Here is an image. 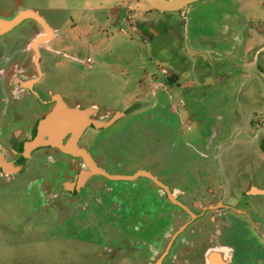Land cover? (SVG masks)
<instances>
[{
	"label": "rangeland",
	"instance_id": "obj_1",
	"mask_svg": "<svg viewBox=\"0 0 264 264\" xmlns=\"http://www.w3.org/2000/svg\"><path fill=\"white\" fill-rule=\"evenodd\" d=\"M25 9L39 11L49 35L41 24L26 20L5 37L18 41L31 30L23 46L44 40L28 54L42 74L36 84L40 98L47 99L52 90L68 106L78 102L124 114L110 127L89 128L82 137L97 163L111 174L149 171L167 190L182 192L183 200L175 204L183 208L167 209V237L186 229L180 239H191L209 226V232L203 230L205 244L193 250L196 264L199 259L208 264L207 252L221 247L226 255L234 250L232 264H264V0H200L175 13L156 12L142 0H0L2 19ZM49 47L57 52L54 62L51 53L43 52ZM18 75L32 78L37 72ZM4 84L7 91L14 88L12 81ZM6 98L0 100L6 110L0 115L3 127L15 120L13 111L23 114L11 126L16 127L51 108L32 96L13 108L10 94ZM39 168L9 180L5 177L14 175H0V264H105L108 255L98 253H111V239L118 235L128 239L126 226L90 209L97 205L94 192L81 200L67 196L65 190L72 187L64 189L61 178L52 192L63 198L53 202L42 191V179L30 182L35 170L51 182V164ZM69 178L78 181V172ZM146 179L133 186L104 182L119 193L139 191L149 184ZM98 188L95 182L86 186L89 192ZM251 190L261 194L253 197L258 210L246 211L256 212L255 227L240 224L243 215L233 212L246 207L248 196L242 194ZM62 206L72 213L58 215ZM81 208L89 210L86 216H80ZM158 227L152 220L146 234ZM83 231L93 235L83 239ZM101 236L102 245L96 242ZM218 239L222 245H213ZM163 251L164 245L158 247V253ZM113 254L118 260L112 264H128L124 252ZM161 257L148 264H158Z\"/></svg>",
	"mask_w": 264,
	"mask_h": 264
},
{
	"label": "flooded vegetation",
	"instance_id": "obj_2",
	"mask_svg": "<svg viewBox=\"0 0 264 264\" xmlns=\"http://www.w3.org/2000/svg\"><path fill=\"white\" fill-rule=\"evenodd\" d=\"M21 10H24V9H21ZM26 11H29V10H26ZM37 12L38 13H35V12H31V13H35L37 16L39 15L41 16L39 11ZM40 18H41V21L44 22V19L42 18V16ZM0 19L7 20V19H2V18ZM26 20L36 21L37 23H39L35 19L27 18L21 21L18 25H20ZM7 33L8 32L0 34V94L3 95V97L0 100L2 102H6L8 100V98H6V95L10 94L11 96L10 99H13L12 107L14 108V106L20 103L21 100L25 96L27 97L32 96V98L34 97L36 99V102H38L40 106L45 107V108L51 107L50 108V111H51L53 107L56 106L57 104L56 98H58V96L52 93L54 91L51 90V94L48 93L47 99L43 100L40 98L36 90L39 88V86L36 87V84L37 83L41 84V82H38V81L41 80L42 74L38 73V70L36 67L37 62L34 60V57L31 59L28 55L30 51L34 53L33 49L36 46H39V43L37 42L39 39L30 46H23L24 39H26V37L32 34L31 30L26 31L24 33L25 34L24 37L20 35L18 38L19 39L18 41H13V39L5 37ZM47 35H49V30H48ZM53 37L55 38V35ZM43 52H45V56H49V54L51 53V59L54 62V55H55L54 53L57 54V52L53 51V49H51L50 47L44 48ZM38 62H39V59H38ZM30 69L37 72V75L35 77L19 78L18 73L24 75L26 73H29ZM23 75H20V76H23ZM6 81L13 82L14 88L12 90L7 91L6 89H4L3 85H5L4 83H6ZM23 81H28V82L23 83ZM44 81H47V80H44ZM22 91H26V92L19 94V92H22ZM59 99L67 105L63 96L62 97L60 96ZM27 101L28 100H25V102ZM68 107L78 108L80 110L91 108L93 114L91 115L90 119L93 120L94 117L98 116L100 119L99 121L100 124L105 123L106 118H108L111 113L114 115L112 118L108 120L110 121L115 117V120L111 124H109L106 127H99V128L88 126L84 131L79 133L77 141H76L77 148L88 153L92 159V162L95 164V166L101 171H103L106 176L91 175L85 181H82V182L79 181L80 172L84 169H87L85 161L79 156H73L68 153H64L57 147L50 146V145H48L47 148L29 152L28 157L25 158L24 156L25 142L28 140L31 141L35 138L37 134L36 127H37L38 122L42 118H44V116L48 114L50 111L41 116L36 113L32 114L31 116H27L31 122L28 123L26 126L22 124L21 126L16 125V127H11L16 123V121H20V119L23 118L22 113L13 111L12 114L14 115V119L16 121L12 120L11 122H8L7 124L9 127H7L6 124H5V127H3L4 120L1 118L2 126L0 124V159H4L5 162L8 164L19 166L18 167L19 169L12 178H8V177H5V178L9 180V179H13L17 175H21L26 172L28 173L31 167L33 169L38 164H40L41 169H44V168H47L48 163H50L51 164V182L48 181V179L45 177L44 174H41V177H39L40 174L38 173V170H35V172L30 174L28 177L32 185L34 182L36 183L37 180L42 179L43 181L41 182L44 183L42 185L43 186L42 191L47 193L48 194L47 196L53 202L55 201L59 202L58 200L61 201L63 198V196H61L58 199L59 194L57 195L56 192H52L55 190L56 185H54V183L56 181V178H61L60 182H62L61 185L64 189H66L65 187H72L71 190H65L64 192L66 193L67 196L71 198H79V200H81V198H85L83 196H86V194H89V193L91 194L92 192H94L95 198L97 200V205L96 207H90V209L96 210L97 215L103 220H108L110 218H113L115 221L112 222V224L113 223L117 224V222L121 220V222H123L122 224L125 225L126 228L128 229V234H129V236H127L128 239H125V237H123L120 240L119 235L118 237L111 239V240L114 239L111 243L114 247V250L112 249L111 253L109 254L98 253L101 258L108 255V257L104 260L105 264H109V263L112 264V262H116L118 260L117 254H113L117 251L124 252L125 255H127L128 264H148L150 261L154 262L161 256H162L161 259L158 260L159 261L158 264H196L194 262L195 259L193 258V256H197V253L194 252L193 250L205 244L204 241H206V238L203 232L205 230L209 232V230H211L209 229V226L206 229L202 227L203 229H200L199 231H197L196 239H194L196 237L194 235L192 236L191 239L190 238L180 239V234L185 233L186 229H182L180 232H178L175 235V237H173V235L170 237H167V213L166 212H167V209L171 207V205L172 206L174 205L175 207H179L180 209L183 208L175 204L177 203V200H176L177 198L181 199L182 197H184V196H181L182 192L174 190L171 187H169L170 190H167V188L164 185V181L158 176L154 175L153 173H150L149 171H145V172H149L154 177L155 181L146 176L133 177L137 173L136 171H133L130 174L108 173L104 170V168L101 165L97 163V161L92 157L88 149L81 144L82 137L84 136L87 129L91 128L97 131L101 129H106L110 127L113 123H115L118 119H120L124 115L123 112L109 111L106 113H102L100 108L95 105L81 107V105L78 102H75L73 106H68ZM5 114H6L5 108L4 109L0 108V115L3 117ZM118 114L120 115L122 114V115L119 118H117ZM108 121H106V123ZM72 136L73 135L71 133L66 134L62 138L61 144L66 145V143L72 138ZM77 172H78V178H77L78 181H76L75 178H73V180L69 178L70 176L72 177L75 176ZM138 172H141V171H138ZM0 174H3V171L1 169H0ZM93 177H98L100 179H96L95 181H92ZM139 178H144V179L148 178L146 180L149 181V184H146V186L141 188L139 191H134L131 189L124 188V190L119 193L118 192L113 193V191L106 185V182H104V180L109 181V182H126V183H129V185L132 184L133 186L135 182L137 181V179ZM89 180H91V182L86 185V183ZM94 182L99 184L100 188L96 190L93 189L90 192L89 190H86V186L89 187L91 186V183H94ZM147 185H150V187L147 188ZM151 187L153 188L151 189ZM110 193L111 195H109ZM244 195L246 197L248 196L247 202H244V206L246 207L240 206L243 208L237 209V210H233L232 208H227L226 210H233L235 214L243 215V218L240 224L244 223L245 221H248L252 224L253 227H255V223L257 224V222L253 221L252 215L255 216L256 212L252 213V215H249L246 213V211L248 212L247 209L249 208L253 209L254 211L258 210L257 205L255 206V203L253 202V197L257 195H261V194H252L251 191H244L242 196ZM135 200L139 202L140 204L135 205V202H136ZM249 204H252V205H249ZM56 209L57 207H55V210ZM66 209H68L67 212H66ZM69 209L71 208L62 206V207H58V210L56 211L58 215H61L63 213H66V214L72 213L70 212ZM81 209H83L84 211H81L79 213L80 216L81 214H84V216H86L85 213H87L89 210L87 208H81ZM240 210H242L246 214L241 213ZM73 218H70L71 220L70 219H67V220L71 224L73 230H75L76 227L74 228L73 225L77 223L73 222L74 220ZM116 219L118 221H116ZM152 220H154L156 225L159 224V227L156 229V231H154V233L149 232V235H148L146 233L148 230H151ZM223 222H226V221H223ZM91 235H93V233L83 231L81 237L83 239H86V237H89ZM112 235L114 236V234ZM156 236H158V238H156ZM153 238H155L154 242L152 241ZM83 239H78V240L81 241ZM96 240H97L96 241L97 244L101 243L102 245L103 243L102 236L99 238H96ZM216 244H220L219 239L218 241L216 240L213 245H216ZM161 245H164V251L162 253H158V247H160ZM233 251L234 250L231 248L230 254L227 253V255L225 253L224 248L218 251H214L215 253L210 257V264H213L212 262L214 261V258L216 257V255H218L217 252H222L225 258L224 264H232L233 263V255H232ZM230 255L232 256L230 257ZM204 260L205 259L201 261L199 259L198 264H204ZM244 263H247V262H244ZM220 264H222V260Z\"/></svg>",
	"mask_w": 264,
	"mask_h": 264
},
{
	"label": "water",
	"instance_id": "obj_3",
	"mask_svg": "<svg viewBox=\"0 0 264 264\" xmlns=\"http://www.w3.org/2000/svg\"><path fill=\"white\" fill-rule=\"evenodd\" d=\"M147 4L152 10L162 13H175L179 12L189 5L196 3L200 0H142ZM27 18H32L37 20L41 26L48 33L45 23L41 21L39 16L35 13L29 11L19 12L14 18L10 20L0 19V34L8 32L16 27L21 21ZM43 39H39L37 42L40 43ZM57 99L56 106L42 118L36 127L37 134L35 138L31 141H26L24 145V156L28 157L29 152L37 151L40 149L47 148L48 145L57 147L64 153H68L73 156L81 157L87 166L79 174V181H85L91 175H105L103 171L98 169L92 162L91 157L88 153L80 150L76 146V141L80 132L84 131L88 126L93 127H106L111 124L115 117L108 121L107 123L100 124L98 121H92L90 119L92 113L91 108L80 110L78 108H69L63 101L59 98ZM71 133L72 138L66 143V145L61 144L62 138ZM19 166L11 165L5 162L4 159H0V169L3 171L1 176L14 175L17 173ZM146 176L155 181L154 177L148 172L141 171L137 172L133 177ZM160 185V184H159ZM163 187V186H162ZM252 193H257L256 190H251ZM264 194V193H263ZM225 247L218 249H211L207 252L208 264H210V257L218 251ZM227 250V249H225Z\"/></svg>",
	"mask_w": 264,
	"mask_h": 264
},
{
	"label": "bare ground",
	"instance_id": "obj_4",
	"mask_svg": "<svg viewBox=\"0 0 264 264\" xmlns=\"http://www.w3.org/2000/svg\"><path fill=\"white\" fill-rule=\"evenodd\" d=\"M218 255L214 258V261L212 262L213 264H220L222 260V252H217ZM212 259V258H211Z\"/></svg>",
	"mask_w": 264,
	"mask_h": 264
},
{
	"label": "crops",
	"instance_id": "obj_5",
	"mask_svg": "<svg viewBox=\"0 0 264 264\" xmlns=\"http://www.w3.org/2000/svg\"><path fill=\"white\" fill-rule=\"evenodd\" d=\"M245 37H251V35H250V36L246 35ZM248 43H249V42H248ZM246 61H248V60H246Z\"/></svg>",
	"mask_w": 264,
	"mask_h": 264
}]
</instances>
